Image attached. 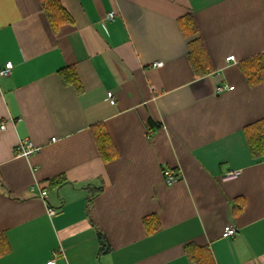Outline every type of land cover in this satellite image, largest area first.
<instances>
[{
	"label": "crops",
	"instance_id": "0c3cea01",
	"mask_svg": "<svg viewBox=\"0 0 264 264\" xmlns=\"http://www.w3.org/2000/svg\"><path fill=\"white\" fill-rule=\"evenodd\" d=\"M59 1L72 21L55 28L43 0H0V66L12 64L0 76V230L9 244L0 264H46L53 250L58 264H196L188 243L215 264H264V155L252 153L246 131L264 119V80L251 84L240 66L264 55V0ZM187 15L192 35L182 29ZM194 38L206 73L191 65ZM65 67L80 90L63 83ZM224 84L234 88L217 92ZM99 125L117 150L110 161L95 140ZM24 138L40 150L16 156ZM165 168L178 175L170 184ZM229 170L240 173L224 179ZM229 223L238 230L224 237Z\"/></svg>",
	"mask_w": 264,
	"mask_h": 264
},
{
	"label": "trees",
	"instance_id": "16d2710c",
	"mask_svg": "<svg viewBox=\"0 0 264 264\" xmlns=\"http://www.w3.org/2000/svg\"><path fill=\"white\" fill-rule=\"evenodd\" d=\"M44 9L48 15L51 24L56 28L64 21L71 22L72 17L67 12L65 7L59 0H43ZM183 32L186 35H192L196 31V25L191 15L185 16L181 20ZM189 58L193 69L197 73H206L209 68L207 66L205 48L202 42L198 38L191 39L189 41ZM240 66L245 72L248 81L251 84L259 83L264 80V55H256L243 62H240ZM60 76L63 83H73L78 90H80V82L77 73L73 67H65L60 70ZM152 124L155 122L150 120ZM247 137L250 143L252 153L256 155H264V119L260 122H255L251 126H247ZM95 140L99 149V152L105 161H110L117 156V150L114 147L113 141L109 132L102 127L97 126L94 129ZM57 179H52L51 182H56ZM93 195L88 199V204L91 203ZM155 223V224H152ZM158 218L156 215H147L144 217V224L149 231L158 228ZM101 248L107 249L108 243L105 235L100 233ZM9 251V244L6 240V236L2 230H0V256L6 254ZM185 251L189 258L196 264H215L210 251L204 246H198L194 243H188L185 246Z\"/></svg>",
	"mask_w": 264,
	"mask_h": 264
},
{
	"label": "built area",
	"instance_id": "2783aa9c",
	"mask_svg": "<svg viewBox=\"0 0 264 264\" xmlns=\"http://www.w3.org/2000/svg\"><path fill=\"white\" fill-rule=\"evenodd\" d=\"M115 16V12L114 11H110L108 12L107 14V18L111 19V18H114ZM227 60H234V55H229L226 57ZM155 66H159L162 64L161 61H156L153 63ZM11 67H12V64L10 62H6L3 66H0V76H3V75H8L11 71ZM234 88L233 85H227V84H224V85H219L217 86L216 88V91L217 92H220L221 90L223 89H232ZM107 95L108 97L110 98L111 102L114 103L115 102V99H114V95L112 93V91H109L107 92ZM5 127V124L4 123H1L0 124V128L3 129ZM51 140L55 141L56 140V137H52ZM40 150V146L37 145L32 139L30 138H24V139H20L17 144L15 145L14 147V154L16 156H24V157H27V156H30L32 154H35L36 152H38ZM240 173V170H229L228 172H226V174H224L223 178L224 179H229V178H234V177H237ZM164 177H165V181L170 184L172 182H174L178 175L175 174V170L174 169H171V168H165L164 169ZM35 186H31L30 190L33 191V192H36L38 196H40V198L46 200L47 199V190L45 189H38L35 191ZM47 211L49 214H53L55 213V209L52 208V207H48L47 208ZM238 228L234 225V224H226L224 226V229H223V232H222V235L224 237H229V236H233L234 234H236ZM53 256L51 258H49L47 261H46V264H58L57 261H56V254H57V251L56 250H53Z\"/></svg>",
	"mask_w": 264,
	"mask_h": 264
}]
</instances>
